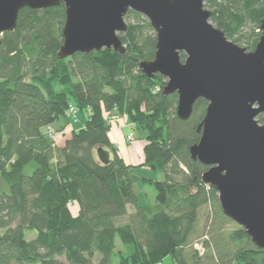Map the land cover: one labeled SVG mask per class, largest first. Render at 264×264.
Listing matches in <instances>:
<instances>
[{
    "label": "trees",
    "instance_id": "1",
    "mask_svg": "<svg viewBox=\"0 0 264 264\" xmlns=\"http://www.w3.org/2000/svg\"><path fill=\"white\" fill-rule=\"evenodd\" d=\"M203 8L228 41L255 49L264 0H204ZM64 21L63 4L24 8L1 38L0 264H264V250L229 227L202 182L208 168L190 157L207 102L198 99L181 121L177 94L163 95L166 79L140 70L156 51L147 19L125 15L124 55L102 49L60 60ZM70 107L83 127L59 144L64 129L52 126L74 124L66 122ZM120 115L147 142L140 165L125 163L110 142L106 119ZM48 129L59 134L51 139ZM198 226L201 250L191 240ZM116 239L124 252L115 253Z\"/></svg>",
    "mask_w": 264,
    "mask_h": 264
},
{
    "label": "water",
    "instance_id": "2",
    "mask_svg": "<svg viewBox=\"0 0 264 264\" xmlns=\"http://www.w3.org/2000/svg\"><path fill=\"white\" fill-rule=\"evenodd\" d=\"M203 1L0 0V45L22 9L63 4L60 60L102 49L124 55V17L128 11L142 15L155 32L156 51L153 61L139 64L141 72L166 79L163 95L177 94L181 121L190 118L198 99L207 102L190 157L208 168L202 182L216 192L223 215L264 250V125L256 120L264 114V21L255 49L247 52L210 23Z\"/></svg>",
    "mask_w": 264,
    "mask_h": 264
},
{
    "label": "rangeland",
    "instance_id": "3",
    "mask_svg": "<svg viewBox=\"0 0 264 264\" xmlns=\"http://www.w3.org/2000/svg\"><path fill=\"white\" fill-rule=\"evenodd\" d=\"M230 42H232V41H230ZM235 45H237L240 48H243L245 50L248 48V44H247V41H245V39H243L240 43H235ZM247 52H252V51L248 50ZM260 117H263L264 118V115L263 114H260L258 117H256V120H257L258 123H259V118ZM77 118H78L77 120H78L79 123H77V124L74 123V124L76 125L75 126L76 128L77 127L79 128L81 126L82 120H83V117H82L81 113H78ZM120 119H122L126 124L128 123L127 122V119L124 116H121L120 115V116H118L117 124H118V122H119ZM71 120H72L71 118H66V122H68V123H70ZM74 124L72 122L70 123V125H74ZM117 124L115 125V127L117 126ZM260 125H264V124H260ZM128 126L131 128V131H130V133L128 135H132V140L129 143H124V139H123V144H121L122 149L124 148V146L127 147V148L128 147L130 148L132 146H135L136 143H139V145L144 148V146L147 144V142L145 141V139L143 138V136L141 135V133L138 130H135L134 129V126L131 123H128ZM53 130L55 131V128H53ZM56 134H57V132L56 133H53V137L52 138L50 136L49 137L51 139H54V135H55V138H56ZM128 135H126V136H128ZM57 138H58L57 143H59L60 142V138L58 136H57ZM116 146H118V145H116ZM140 148L139 149H135L134 148L133 150H131L133 152V159H134L133 160L134 163L132 164L133 166L140 165L143 162V152H142L143 149L141 150ZM118 152L120 153V151H118ZM129 165H131V164H129ZM139 187H140V193L141 194L143 193L149 199L150 202H153V200H154V193H153V191L151 189L146 188L145 186H139ZM140 196L141 195L139 194V198H140ZM70 211H71V213L73 215H75L76 212H77L76 211V207L75 206H71ZM207 213H208V209L207 208H204L200 212V214L202 216L205 215V214H207ZM238 226L239 225H237L236 223L233 222V224H230L229 227L231 229H236ZM201 234H202L201 227L198 226L197 231L195 232V234H193V237L191 238V240L194 241V248H196L198 250H201V246H200L201 239L199 238L201 236ZM33 236H34L33 234L28 233L26 235V238L29 240V239H32ZM114 251H115V253L120 252V251L121 252H124V247L120 244V242L117 239H116L115 244H114ZM162 264H174V262L172 261V259L170 257H167V258H165L162 261Z\"/></svg>",
    "mask_w": 264,
    "mask_h": 264
},
{
    "label": "crops",
    "instance_id": "4",
    "mask_svg": "<svg viewBox=\"0 0 264 264\" xmlns=\"http://www.w3.org/2000/svg\"><path fill=\"white\" fill-rule=\"evenodd\" d=\"M78 119V118H77ZM79 123L78 120L75 124ZM66 125L65 122H60L57 123L55 125L52 126V128H55V131H58L59 129H64V133L65 134L62 138H60V144L66 139V137L68 136V134L72 131V130H78L80 128L83 127V124H81V126L78 128H76V125ZM131 131V128L128 126V123L126 124L122 119L119 120L117 126L115 128L112 129V131L109 133V138H110V142L116 146V145H121L123 144V139L124 137H126V135H128ZM59 134V133H57ZM138 144V145H137ZM141 147V148H140ZM129 148V147H128ZM127 147L124 146V148L120 151L119 155L121 156V158L124 160L125 163L127 164H133V152L131 150L135 149H143L142 146L139 145V143H136L135 146H132L128 149Z\"/></svg>",
    "mask_w": 264,
    "mask_h": 264
},
{
    "label": "built area",
    "instance_id": "5",
    "mask_svg": "<svg viewBox=\"0 0 264 264\" xmlns=\"http://www.w3.org/2000/svg\"><path fill=\"white\" fill-rule=\"evenodd\" d=\"M68 115L74 123L77 122V111L74 107H70L68 109ZM106 121L111 126L112 129L117 124V119H115L111 116L107 117ZM48 136H50L51 138L53 137V131L50 129H48ZM131 140H132V135H128V136L124 137V143H129ZM116 149L118 151H121V149H122L121 145L116 146Z\"/></svg>",
    "mask_w": 264,
    "mask_h": 264
}]
</instances>
